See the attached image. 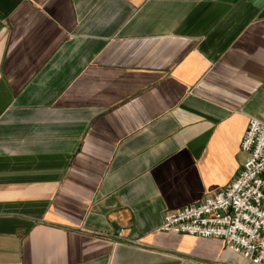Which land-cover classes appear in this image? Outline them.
<instances>
[{"label": "crops", "instance_id": "1", "mask_svg": "<svg viewBox=\"0 0 264 264\" xmlns=\"http://www.w3.org/2000/svg\"><path fill=\"white\" fill-rule=\"evenodd\" d=\"M251 119L264 0H0V264H250L159 229Z\"/></svg>", "mask_w": 264, "mask_h": 264}, {"label": "built area", "instance_id": "2", "mask_svg": "<svg viewBox=\"0 0 264 264\" xmlns=\"http://www.w3.org/2000/svg\"><path fill=\"white\" fill-rule=\"evenodd\" d=\"M246 154L233 181L199 203L164 214L159 231L223 242L226 250L264 264V124L251 119L242 136ZM122 237V232L119 238Z\"/></svg>", "mask_w": 264, "mask_h": 264}]
</instances>
